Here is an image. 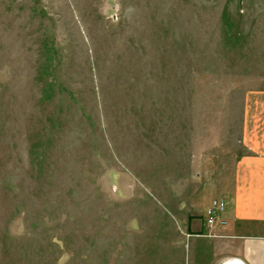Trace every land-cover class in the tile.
Here are the masks:
<instances>
[{"label":"rangeland","instance_id":"rangeland-1","mask_svg":"<svg viewBox=\"0 0 264 264\" xmlns=\"http://www.w3.org/2000/svg\"><path fill=\"white\" fill-rule=\"evenodd\" d=\"M253 90L264 0H0V264L241 256L203 209Z\"/></svg>","mask_w":264,"mask_h":264},{"label":"crops","instance_id":"crops-1","mask_svg":"<svg viewBox=\"0 0 264 264\" xmlns=\"http://www.w3.org/2000/svg\"><path fill=\"white\" fill-rule=\"evenodd\" d=\"M239 144L241 153L215 195L226 204L221 215L226 224L215 228L241 247L236 259L264 264V90L246 93Z\"/></svg>","mask_w":264,"mask_h":264},{"label":"built area","instance_id":"built-area-1","mask_svg":"<svg viewBox=\"0 0 264 264\" xmlns=\"http://www.w3.org/2000/svg\"><path fill=\"white\" fill-rule=\"evenodd\" d=\"M225 203L222 200H213L211 204L205 209V224L209 228L217 226H225L226 222L221 215L224 212Z\"/></svg>","mask_w":264,"mask_h":264},{"label":"bare ground","instance_id":"bare-ground-1","mask_svg":"<svg viewBox=\"0 0 264 264\" xmlns=\"http://www.w3.org/2000/svg\"><path fill=\"white\" fill-rule=\"evenodd\" d=\"M223 264H243V263L239 259L232 258V259L224 262Z\"/></svg>","mask_w":264,"mask_h":264}]
</instances>
